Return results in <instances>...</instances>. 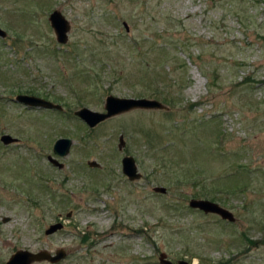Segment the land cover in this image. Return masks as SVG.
<instances>
[{
    "label": "rangeland",
    "instance_id": "1",
    "mask_svg": "<svg viewBox=\"0 0 264 264\" xmlns=\"http://www.w3.org/2000/svg\"><path fill=\"white\" fill-rule=\"evenodd\" d=\"M53 11L70 25L62 45ZM0 29V137L18 140L0 142V264L59 249L58 264H159L162 253L264 264V0H0ZM17 95L63 111L27 109ZM108 96L167 110L94 129L73 116L103 112ZM60 138L73 142L64 158L52 153ZM125 156L139 180L122 174ZM210 198L235 222L188 206Z\"/></svg>",
    "mask_w": 264,
    "mask_h": 264
},
{
    "label": "water",
    "instance_id": "2",
    "mask_svg": "<svg viewBox=\"0 0 264 264\" xmlns=\"http://www.w3.org/2000/svg\"><path fill=\"white\" fill-rule=\"evenodd\" d=\"M50 26L55 34L56 41L58 44H65L67 42V33L70 30V25L67 20L58 11H54L49 16ZM0 38H5V33L0 29ZM15 102L23 105L29 109H40V110H54L62 111V107L46 100L36 98L33 96L19 95L15 98ZM135 110L154 111V110H167L162 103L156 100L149 99H134V98H118L108 96L104 104V112H94L87 108H82L74 112V116L82 121L88 128L93 129L99 124L107 121L108 119L116 116L126 114ZM0 142L3 145H9L16 143L17 140L11 138L8 135H4L0 138ZM119 142L121 146H124L123 139L120 137ZM72 141L69 139H59L53 146V154L58 157H66L69 154ZM48 161L62 168L54 158L48 157ZM122 173L129 181H136L141 178V175L137 171L135 161L132 157H124L121 161ZM90 167H97L95 162L88 164ZM153 192L159 194H165L166 189L162 187L153 188ZM189 208L193 210L202 211L204 214H214L219 216L222 220L233 223L235 221L234 216L228 210L220 207L218 204L208 200H195L192 199L188 204ZM7 220L5 219L4 222ZM62 229V225H52L48 230L45 231V235L49 236ZM66 258L64 250H58L54 255L47 251H40L38 253H30L28 251H17L13 254L5 264H34L40 262H48L50 264H57ZM160 264H172L165 254L159 256ZM178 264H187L184 261L178 262Z\"/></svg>",
    "mask_w": 264,
    "mask_h": 264
},
{
    "label": "trees",
    "instance_id": "3",
    "mask_svg": "<svg viewBox=\"0 0 264 264\" xmlns=\"http://www.w3.org/2000/svg\"><path fill=\"white\" fill-rule=\"evenodd\" d=\"M154 93V95H159L158 93H157V91L155 90V92H153ZM210 200L211 201H214L215 199L214 198H210Z\"/></svg>",
    "mask_w": 264,
    "mask_h": 264
},
{
    "label": "flooded vegetation",
    "instance_id": "4",
    "mask_svg": "<svg viewBox=\"0 0 264 264\" xmlns=\"http://www.w3.org/2000/svg\"><path fill=\"white\" fill-rule=\"evenodd\" d=\"M85 238H86V237H83V238H82V241H83ZM66 257H67V253H66Z\"/></svg>",
    "mask_w": 264,
    "mask_h": 264
}]
</instances>
